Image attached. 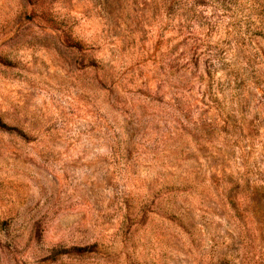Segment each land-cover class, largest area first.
Segmentation results:
<instances>
[{"label": "rangeland", "instance_id": "374dc122", "mask_svg": "<svg viewBox=\"0 0 264 264\" xmlns=\"http://www.w3.org/2000/svg\"><path fill=\"white\" fill-rule=\"evenodd\" d=\"M0 264H264V0H0Z\"/></svg>", "mask_w": 264, "mask_h": 264}]
</instances>
